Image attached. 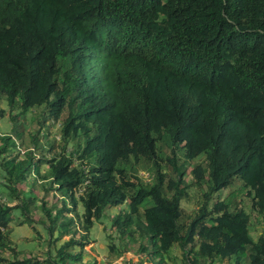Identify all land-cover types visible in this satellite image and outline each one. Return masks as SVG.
Wrapping results in <instances>:
<instances>
[{
    "label": "trees",
    "instance_id": "16d2710c",
    "mask_svg": "<svg viewBox=\"0 0 264 264\" xmlns=\"http://www.w3.org/2000/svg\"><path fill=\"white\" fill-rule=\"evenodd\" d=\"M41 106L66 111L60 137L77 153L38 156L35 170L75 214L28 191L27 161L0 138V264H79L75 217L88 231L111 208L109 254L123 258L110 264H140L131 243L155 264H264V234L250 232L264 222V0H0V121L22 137L19 116ZM188 165L205 189L192 211ZM35 214L47 244L18 250L10 231Z\"/></svg>",
    "mask_w": 264,
    "mask_h": 264
},
{
    "label": "rangeland",
    "instance_id": "374dc122",
    "mask_svg": "<svg viewBox=\"0 0 264 264\" xmlns=\"http://www.w3.org/2000/svg\"><path fill=\"white\" fill-rule=\"evenodd\" d=\"M1 105L6 108L5 103H2ZM63 110L59 113V117L55 119L53 117V114H51L49 107L41 106L40 110H37L36 107L30 108L29 111L19 116V119L23 122V128H21L20 130L22 137L15 136L12 132V120L8 121L7 119H4L0 121V138H2L3 141H7L8 139L13 138L16 142L17 148L15 149V152H19V154H21L22 156V159H25L27 161L28 164L23 168V170H25L26 173H31L35 178V180L32 179L28 191L35 190L36 195L39 196L37 198L41 199L44 194H47L49 192L50 189L49 203L59 198L62 201V208L63 203H66V212H68L70 216H74L75 206L72 204L68 197H62V194L57 191V187L51 183L50 178H48L46 175L48 173V169L45 166H42L41 170L43 173L46 172V174H42L40 176L35 173V165L39 160L38 156H46L47 158H51L56 154V152L59 154L65 152L68 156H70L71 153H77V148H75L74 143H63L60 137L62 121L67 115L66 111ZM78 150L80 151V149ZM163 152L165 155H169L171 153V148L165 147L163 149ZM178 157H180V154H178ZM155 160L157 161V163H159V159L157 157L155 158ZM180 161L183 160L179 159L177 163H179ZM163 163L171 172L172 166L166 161H163ZM74 164L77 165L78 160L74 159ZM191 169L192 165H188L186 167L185 181L186 184L190 186L188 189V197H185L181 201V205L187 211H192L199 208V206L204 201L203 194L205 193V189L199 190L197 188L199 186L194 183L196 179L194 176L191 180ZM140 170H144L139 172V177L142 179V181H152L150 179L152 175H150L151 173L149 172L152 171L151 167L142 168ZM4 176L5 172L2 166V159L0 157V183H6ZM16 185L18 188H20L21 186L19 182H17ZM1 190H4V188H1ZM232 190L233 189L224 191L222 189L218 192L213 193L209 197V199L206 200L207 208H212L216 200L223 199ZM243 195H246L245 191H243ZM248 201V196L240 197L239 200V204L247 211L249 210ZM118 210V208H111L109 211H106L103 218H101V220L99 221H96L88 231H84V229L80 227L82 226L81 221L80 219H77V217H75V225L78 226V230L84 235L81 239V242L85 244L79 264H105V262L107 264H110L114 260H116L117 263H120L122 261L123 257L116 259L110 256L108 249V243L113 240L112 238H115V234L113 235L111 231V219L114 215L117 214ZM78 211L81 214L83 213L80 204H78ZM33 219L35 221V223L33 224V229L28 228V225H24V227L14 225V227L10 231V237L17 245L18 250H32L34 248H37L39 250L42 245L47 244L45 240L49 239V234L45 230L43 224H41L39 215L35 214L33 216ZM38 231L43 238L40 237ZM250 232L254 238L258 237L261 233L264 234V222H262L260 219L252 218ZM115 244H119V240L117 238H115ZM130 250L133 252L127 253L128 251H126V253H124V256H126L127 259H129L132 263H140V261H142V254L141 256L138 255L139 243H131ZM174 252L176 254H179V249L175 248ZM1 261H6V259H2Z\"/></svg>",
    "mask_w": 264,
    "mask_h": 264
},
{
    "label": "clouds",
    "instance_id": "9594fccd",
    "mask_svg": "<svg viewBox=\"0 0 264 264\" xmlns=\"http://www.w3.org/2000/svg\"><path fill=\"white\" fill-rule=\"evenodd\" d=\"M140 171H144V170H139L137 173V175H138V177H139V172ZM35 173L36 174H38V175H42L43 174V172L42 171H36L35 170ZM46 173V172H45ZM150 175H152L151 176V180H153V178H154V173H151ZM48 178H50V181H51V183L53 184V185H55L56 187H57V191H59V189H58V184L57 183H54V181L53 180H51V179H53V177H51V176H47ZM46 177V178H47ZM31 178L33 179V180H35V178L33 177V175L31 174ZM38 178V177H37ZM39 178H41V177H39ZM140 178V177H139ZM141 179V178H140ZM142 180V179H141ZM145 182V181H144ZM149 182H151V181H148V183ZM62 197H65V196H63V195H61ZM67 198V197H66ZM62 202V201H61ZM138 255H140L141 256V254H138ZM145 260H147V263L146 264H155L154 262H153V260L151 259V257L150 256H148L147 254H142V261H140L142 264H144V262H145ZM139 262V261H138Z\"/></svg>",
    "mask_w": 264,
    "mask_h": 264
},
{
    "label": "built area",
    "instance_id": "2783aa9c",
    "mask_svg": "<svg viewBox=\"0 0 264 264\" xmlns=\"http://www.w3.org/2000/svg\"><path fill=\"white\" fill-rule=\"evenodd\" d=\"M146 263H147V260H145L144 264H146Z\"/></svg>",
    "mask_w": 264,
    "mask_h": 264
}]
</instances>
